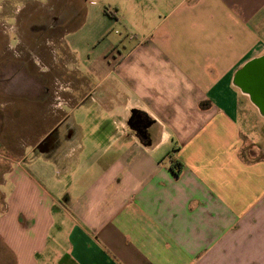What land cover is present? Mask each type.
<instances>
[{
	"label": "crops",
	"instance_id": "0c3cea01",
	"mask_svg": "<svg viewBox=\"0 0 264 264\" xmlns=\"http://www.w3.org/2000/svg\"><path fill=\"white\" fill-rule=\"evenodd\" d=\"M81 3L66 57L97 82L72 81L87 88L79 104L111 112L100 92L116 86L113 74L135 78V103L127 98L122 131L101 146L59 129L78 104L45 116L55 122L36 145L0 154V264L43 253V264H264V143L242 128L264 111L236 80L264 56V0H113L109 14ZM128 12L153 34L111 39L116 22H133Z\"/></svg>",
	"mask_w": 264,
	"mask_h": 264
},
{
	"label": "rangeland",
	"instance_id": "374dc122",
	"mask_svg": "<svg viewBox=\"0 0 264 264\" xmlns=\"http://www.w3.org/2000/svg\"><path fill=\"white\" fill-rule=\"evenodd\" d=\"M81 1H93L108 7L113 0H0V154L11 152L12 156L19 155L21 142L36 145L39 135L55 122V116L50 118L57 106L79 104L78 97L82 96L79 92L87 88L81 86V89H77L79 92L73 91L72 81L80 82L85 78L91 83L97 82L93 76L86 74L82 63L68 62V55L66 57L63 36L76 26L77 17L74 13L83 4ZM128 14L130 16L125 14L126 19L133 22H124L122 19L116 22L107 33L111 39L124 41L153 34V31L143 32L144 26L151 23L140 25L134 14ZM116 16L123 17L121 8ZM150 18L156 16L151 15ZM81 19L82 15L79 16ZM41 24L42 27L32 28ZM84 32L88 34L90 31ZM174 38L183 40V32L176 30ZM112 80L117 83L116 86H104L100 92L114 104L111 112L98 110V103L88 98L73 110L71 121L63 122L59 129L68 134L72 128L75 140L90 138L97 142L94 146H101L103 140L111 135H119L122 131L119 121L125 111L123 104L127 98L135 103V94L131 90L135 78L121 81L113 74ZM250 114L242 128L247 130L253 139L252 143L257 147L264 143V118ZM47 115L50 118L45 117ZM55 137L48 146L52 145ZM94 150H101V147ZM249 150L250 145H246L244 151L247 153ZM46 169L48 184L54 185L55 175L49 167ZM70 182L71 179L66 177L62 179L63 185ZM2 188L7 189V186ZM2 211L0 206V214ZM46 255L43 253L37 257V264H43ZM1 257L3 259L0 256V262Z\"/></svg>",
	"mask_w": 264,
	"mask_h": 264
},
{
	"label": "water",
	"instance_id": "95a60500",
	"mask_svg": "<svg viewBox=\"0 0 264 264\" xmlns=\"http://www.w3.org/2000/svg\"><path fill=\"white\" fill-rule=\"evenodd\" d=\"M236 80L250 94L253 102L264 111V56L247 63L237 73ZM42 142L38 145L39 150Z\"/></svg>",
	"mask_w": 264,
	"mask_h": 264
},
{
	"label": "trees",
	"instance_id": "16d2710c",
	"mask_svg": "<svg viewBox=\"0 0 264 264\" xmlns=\"http://www.w3.org/2000/svg\"><path fill=\"white\" fill-rule=\"evenodd\" d=\"M104 12L106 14H109L108 13L109 11H108V9L106 7L104 8ZM170 167H171L173 173L175 175H177L179 173L180 168H181V164L178 161H173V162H171Z\"/></svg>",
	"mask_w": 264,
	"mask_h": 264
},
{
	"label": "flooded vegetation",
	"instance_id": "af4514ba",
	"mask_svg": "<svg viewBox=\"0 0 264 264\" xmlns=\"http://www.w3.org/2000/svg\"><path fill=\"white\" fill-rule=\"evenodd\" d=\"M36 26L37 27H42V24L41 25H34L32 28H35L36 29ZM55 135V131H53L51 134H48V136L44 139V141L42 142V145H47L53 140V136Z\"/></svg>",
	"mask_w": 264,
	"mask_h": 264
}]
</instances>
